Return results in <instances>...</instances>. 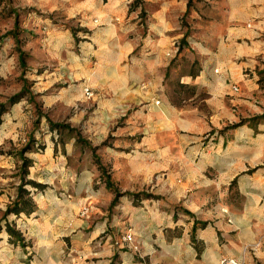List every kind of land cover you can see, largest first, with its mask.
Returning <instances> with one entry per match:
<instances>
[{
	"label": "crops",
	"instance_id": "obj_1",
	"mask_svg": "<svg viewBox=\"0 0 264 264\" xmlns=\"http://www.w3.org/2000/svg\"><path fill=\"white\" fill-rule=\"evenodd\" d=\"M134 1L66 0L64 8L67 16L79 17L87 34L78 44L85 67L81 76L85 85L101 89L102 106L120 110L138 106L129 122L136 126L143 118L148 135L179 131L178 140L164 143L155 157L166 160L163 184L183 196L182 208L193 215L182 214L189 219L186 232L180 241L172 238L169 253L163 248L155 251V218L130 211L125 232L133 240L127 242L122 236L116 246L100 239L91 247L106 223L93 232L94 227L84 229L82 220V254L71 249L59 261V248L54 254L45 241L69 236L82 225L66 227L67 234L49 232L48 227L43 232L39 226L50 223L39 220L43 211L37 205L29 217H8L33 246L10 243L2 230L0 264H109L114 255V264H222V258H233L237 264H264V201L244 200L234 210L223 197L231 188L245 196H251V190L264 191V183L259 184L264 182V120H246L264 113V80L260 81L264 78V0H140L133 8ZM57 8V3L49 6L51 11ZM186 32L187 46L179 50ZM175 83L194 87V94L174 103ZM178 90L181 97L184 91ZM196 102L208 112L200 111ZM240 119L246 121L220 131ZM211 129L215 138L201 141ZM144 144L150 148L155 141L146 138ZM173 216L175 228L178 218ZM143 219L148 221L146 226L138 224ZM114 220L115 231L121 230ZM194 220L207 222L196 229L195 245L190 239ZM38 227L40 232L35 231Z\"/></svg>",
	"mask_w": 264,
	"mask_h": 264
},
{
	"label": "rangeland",
	"instance_id": "obj_2",
	"mask_svg": "<svg viewBox=\"0 0 264 264\" xmlns=\"http://www.w3.org/2000/svg\"><path fill=\"white\" fill-rule=\"evenodd\" d=\"M54 3L58 8L51 11L49 6ZM66 5V0H0V103L18 93L25 81L28 89L20 101L8 106L0 124V203L5 204L3 210L0 208L1 231L8 217L15 215L5 216L21 182V161L16 153L33 134L31 150L25 153L32 160L26 178L46 186L44 189H35L28 184L25 187L31 189L33 200L42 207L39 220L46 219L52 225L39 226L40 230L46 232L48 227L49 232L67 234L69 230L66 227L74 228V223L79 222L82 225L69 236L45 241L51 245L54 254L59 248V261L63 259V253L71 249L82 254L84 229L94 227V232L98 224L104 222L106 225L91 240L90 246H97L95 242L100 239L110 240L117 246L118 239L126 235L130 211L155 218L152 222L156 232L153 247L155 251L163 248L169 253L174 247L173 241H180L186 232L189 219L183 218L182 214L190 218L193 215L182 208L183 196L169 191L163 184L166 160L155 155L164 143L177 141L179 131H150L148 135V131H144L147 126L143 118L136 122V126L129 122L130 116L139 110L138 106L124 110L102 106L101 89L95 91L85 85L81 76L85 67L78 44L87 38V34L82 30L74 32L81 28L79 17L67 16ZM16 19L21 30L19 46L13 38L4 36L13 28ZM68 37L71 42H68ZM17 47L26 53L24 65L20 63ZM86 87L92 91L90 96L84 92ZM153 101L156 104L157 98ZM172 101H176V97H172ZM196 103L200 111L208 112L205 105ZM48 119L69 123L91 146L96 147L95 155L121 192H145L156 197L142 198L136 203L130 195L124 194L111 205L113 192L106 187L91 148L77 142L73 133L51 129ZM233 124L222 126L220 131L234 128ZM215 134L211 129L202 135L201 141L213 140ZM146 138L154 139L155 144L149 148L144 144ZM250 192L251 196H245L246 193L231 188L223 197L231 201L234 210H239L238 205L244 200L257 204L264 201L255 197H264V191L255 189ZM84 205L89 206L86 215L81 213ZM173 213L174 219L178 218L174 221L178 224L175 228L171 227ZM114 218L119 221L121 230L117 228L115 231ZM147 223L144 219L138 221L144 226ZM39 227L35 231L40 232ZM172 238L175 239L172 241ZM25 242L26 246H33L30 240Z\"/></svg>",
	"mask_w": 264,
	"mask_h": 264
},
{
	"label": "trees",
	"instance_id": "obj_3",
	"mask_svg": "<svg viewBox=\"0 0 264 264\" xmlns=\"http://www.w3.org/2000/svg\"><path fill=\"white\" fill-rule=\"evenodd\" d=\"M138 3H141L140 0H135L134 3L132 4V7L134 8ZM76 30H83V29L77 28L74 30V32ZM20 32H21V30H19V28L17 26V19H16L13 28L8 30L7 32H5L4 36L13 38L15 43L17 44V46H19V44H20V39H19ZM187 35H188V33L186 32V34H184V36L182 37L180 44H179V50H181L185 46H187V41H186ZM17 50L19 52L20 63H21V65H24V62H25L24 57H25L26 53L24 51L20 50L19 47H17ZM261 80H264V78H260V81ZM174 85L176 88L175 90L177 92V94L174 95V97H176V101H174V103L178 102L179 99H181V100L183 98L186 99L189 96H192L194 94L195 88L190 86V85H185L183 83H175ZM178 89H183V91H184L183 92L184 94L181 97L179 95ZM27 92H28V89H27V84L25 81V83L23 84V86L21 87V89L18 93L9 97L6 102L0 103V124L2 121V115L8 109V106L13 105L16 102L20 101ZM202 95H203L202 93L199 94V97H201ZM246 120H251V121H256V122H258L260 120H264V113H262L260 115L253 116V117H251V119H246ZM246 120H240L238 123L233 124L232 127L238 126V125L242 124L243 122H245ZM35 122H38V120ZM48 123H49L51 129H57L63 133H73L74 136L76 137L77 142L91 148V150L94 154V161L97 164L98 169L101 170V175L102 174L104 175L105 185L108 189H110L113 192L114 196H113L111 205H114L118 201L119 197L121 195H124V194L130 195L133 198V202H136V203L139 202L142 198H150V197L155 196L153 194L145 193V192H128V191L121 192L115 186L114 182L110 179V176L107 173L104 165L101 164L100 158H98L95 155L96 147L91 146L90 143L81 135V133L76 128L72 127L69 123L54 122V121H51L50 119H48ZM28 138H29L28 141L16 153L19 156V159L21 161V164L19 166L21 182L17 186V195H16L15 199L13 200V202L8 206V208L5 212V216L7 214H10V213L15 214L16 216H19L20 214L30 216L33 212H35L37 210V204L33 200V197L31 194V189L26 188L25 185H27V184L31 185L35 189H44L46 186V184L39 183V182H36L32 179L26 178V176L29 173V167L32 165V160L28 156H26L25 153L31 150L32 142L34 141L33 134L29 135ZM235 183H236V180L234 179L231 182V184H235ZM184 211L189 214V212L187 210H184ZM206 224H207L206 221H194V223L192 225V229H191V234H190V239L194 243V245L196 244V239H195L196 229L198 227H204V226H206ZM3 228L9 236V242L10 243H13L15 245L20 244L22 247L26 246L27 243L24 240L22 232L16 227V224L14 222H9L8 220H6ZM1 229H2V226L0 223V231H1ZM196 249H197V247H196ZM115 259H116V255L113 256L112 261L109 264H114Z\"/></svg>",
	"mask_w": 264,
	"mask_h": 264
},
{
	"label": "built area",
	"instance_id": "obj_4",
	"mask_svg": "<svg viewBox=\"0 0 264 264\" xmlns=\"http://www.w3.org/2000/svg\"><path fill=\"white\" fill-rule=\"evenodd\" d=\"M233 89H234L235 91H237V90H238L237 85H234V86H233ZM84 92H85V94H86L87 96H90V95L92 94V91L90 90L89 87L84 88ZM88 212H89V206H88V205H84V206L82 207V209H81V213H82L83 215H86ZM123 240H128V241H129V240H132V235H131L130 233H126V235L123 236ZM220 263H222V264H226V263H228V264H237V261H236L235 259H233V258H222V259L220 260Z\"/></svg>",
	"mask_w": 264,
	"mask_h": 264
}]
</instances>
